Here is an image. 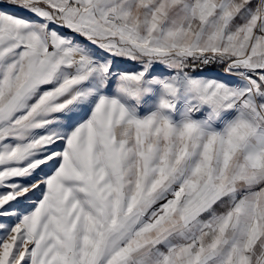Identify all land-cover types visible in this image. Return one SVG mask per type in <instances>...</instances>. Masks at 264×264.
<instances>
[{
	"label": "snow or ice",
	"instance_id": "6c2138e0",
	"mask_svg": "<svg viewBox=\"0 0 264 264\" xmlns=\"http://www.w3.org/2000/svg\"><path fill=\"white\" fill-rule=\"evenodd\" d=\"M0 264H264V0H0Z\"/></svg>",
	"mask_w": 264,
	"mask_h": 264
}]
</instances>
